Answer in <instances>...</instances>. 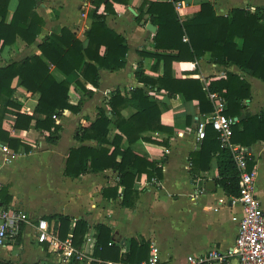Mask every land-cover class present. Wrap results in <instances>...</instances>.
<instances>
[{"label":"crops","instance_id":"1","mask_svg":"<svg viewBox=\"0 0 264 264\" xmlns=\"http://www.w3.org/2000/svg\"><path fill=\"white\" fill-rule=\"evenodd\" d=\"M91 1L36 0L35 13L44 22L39 35L31 45L17 38L11 46L0 49V68L31 56L40 57L38 45L46 37L59 35L63 28L86 43L85 34L93 23L89 16L93 9ZM17 2L9 1L5 19L7 25L11 21ZM150 3L172 4L180 22L191 19L205 3L213 4L218 16H228L233 9H246L250 12L260 9L264 15V0H181L176 3L173 0H122L112 3L114 13L106 16L105 24L126 41L128 52L124 59L125 66L117 72L100 69L97 87L84 83L79 74L65 77L50 67V72L57 81H66L69 84V104L76 107L81 102L78 113L66 111L57 116L58 123L55 124L60 130L53 134L57 137L53 143L46 140L49 133L35 129L34 121L27 129H16V114L32 116L39 95L28 93L20 85L19 79L14 78L10 89L13 91L12 101L19 109L5 107L8 113L2 121L1 130L21 146L14 150L7 143L0 141V207L18 208L34 219L35 224L37 219L47 221L53 216L68 218L71 227L76 221L82 220L87 223L88 231L81 246L76 248L85 253L81 260L74 259L63 263L60 259L62 254H54L48 245L36 243L31 228H25L13 246L1 249L0 252L11 254L25 250L36 258L31 260L30 264H127L94 258L97 232L95 227L101 224L111 230V241L120 244V256L128 253L129 240L132 238L138 242H148L149 246L155 244L160 257L172 264H185L187 256H199L213 249L225 252L234 245L237 224L232 218L240 216L241 209L237 205L231 207L226 203L218 206L217 212L213 211L219 198L226 201L229 199L216 183V158L210 162L208 171L193 176L190 173V156L200 149L194 135L196 124L202 119L198 102H186L182 95L169 97L165 91H158L152 86L144 87L136 79L139 64L142 65L146 77L158 79L163 73L161 62L150 56L142 57L140 53L169 56L177 54L175 51L155 48L154 35L157 26L149 21V15L144 14L141 23L136 21L141 13H145ZM98 13H103V6L99 8ZM148 24L155 27L154 33L146 29ZM182 41L186 43L187 38L184 36ZM237 44L240 45L241 41H237ZM103 52L102 49L101 53ZM227 73L242 76L251 86V99L245 102L246 113L257 114L264 109V83L248 74L240 73L235 66L223 67L213 64L209 53L194 62H173L171 67L173 79L199 81L206 92L210 82L225 79ZM77 82L91 91L92 95L89 97L84 94ZM137 88H143L149 99L158 105L161 124L171 132H146L141 135L140 141L130 147L135 154L155 162L161 168L162 178L148 181L146 176L142 175L137 179V195L133 207L126 208L121 204L122 188L117 189L116 199L110 197L112 193H109L108 197L103 196L104 190L117 185L118 176L114 171L87 173L78 178L66 177L64 171L70 149L86 145L76 141L77 130L87 127L95 120L98 109L108 110L107 103L112 94L119 92L121 97L125 98ZM8 101L3 97L0 108ZM133 113L134 110L129 107L123 110L121 115L128 119ZM110 119L114 122V119ZM116 135L119 133L111 125L108 140L113 141ZM127 148V143H124L122 150ZM247 151L249 160L255 164L253 169L257 173L259 168L263 174L254 188L264 210V143H257ZM26 180H31L43 189L39 190V195L43 197L44 205L34 206L27 195L22 194L20 188L23 187H20V184ZM209 183L214 184V189H206ZM196 193L198 196L194 197ZM164 219H178L192 225L193 249L186 257L177 249L176 244L169 242L160 231L158 224ZM47 222L50 230L57 229L58 225Z\"/></svg>","mask_w":264,"mask_h":264},{"label":"trees","instance_id":"2","mask_svg":"<svg viewBox=\"0 0 264 264\" xmlns=\"http://www.w3.org/2000/svg\"><path fill=\"white\" fill-rule=\"evenodd\" d=\"M10 0H0V49L11 46L20 38L27 45L35 42L39 35L43 19L35 13L36 0H17L16 9L10 23L5 24ZM122 0H92L93 9L90 12L92 25L85 34L86 43L77 39L76 35L66 28L59 35L46 37L38 49L41 56H31L20 62H13L0 68V103L3 97L9 101L0 108V141L7 143L14 150L21 146L11 140L7 133L1 130L2 121L6 115V106L15 109L19 107L12 101L13 91L10 84L14 78L30 94H38L39 100L32 116L16 114V129H27L32 121L35 129L49 133L48 142H55L60 127L55 124L53 116L62 112L78 113L81 102L76 107L69 104L70 86L66 81H57L50 72L55 68L63 76L69 77L76 73L82 81L97 87L99 70L105 69L117 72L124 68V59L128 52L126 41L105 24L107 15L114 13L112 3ZM181 0H173L174 3ZM103 6V13H98ZM150 16L149 21L157 26L154 44L157 50L177 52L176 56L149 55L162 63L163 73L158 79L146 77L142 65H138L136 79L144 87L152 86L158 91H165L169 97L182 95L186 102L196 100L201 115L213 112L208 99L209 93H218L226 100L225 116L238 119L232 126V142L245 149L264 143V109L257 114H251L240 120L246 113L245 102L251 99L250 84L238 74L227 73L225 79L209 83L207 92L199 81L177 80L171 75L173 62L201 59L206 53L211 55V62L218 66H235L242 74H248L264 83V15L260 9L250 12L246 9H233L228 16H218L214 5L205 3L191 19L179 21L172 4H148L145 13H141L136 21L141 23L143 15ZM187 42L183 43V37ZM237 41H241L238 45ZM103 49V53L101 50ZM77 85L87 96L88 91L80 82ZM108 110L98 109L97 116L87 127L77 130L75 139L82 145L70 149L64 174L69 178H78L87 173H100L106 170L114 171L118 176L117 185L104 190L103 196L112 199L118 197L117 189L122 188V206L132 208L136 198L135 182L142 175L148 181L162 178L161 168L155 162L135 154L131 146L141 140L146 132H171L161 124V112L158 105L151 101L143 88L133 90L128 97H121L119 92L112 94L107 103ZM131 107L134 113L125 119L121 112ZM114 119V122L110 119ZM113 125L119 135L113 141L108 140L110 126ZM150 141L147 139H143ZM128 148L122 150L123 144ZM26 148V147H25ZM216 158L218 178L217 186L228 198H239V172L234 164L230 151L221 149L218 134L207 126L205 138L200 143L198 152L190 156V173L198 175L209 170L210 162ZM248 170L255 164L248 160ZM49 223L58 225V238L64 241L71 235L73 247H80L88 225L78 220L71 227L68 218L53 216ZM94 258L114 263L139 264L149 258V243L129 240L128 253L120 256V244L113 243L112 233L106 225H97ZM111 244V245H110ZM32 264H41L40 262ZM94 264V263H93Z\"/></svg>","mask_w":264,"mask_h":264},{"label":"built area","instance_id":"3","mask_svg":"<svg viewBox=\"0 0 264 264\" xmlns=\"http://www.w3.org/2000/svg\"><path fill=\"white\" fill-rule=\"evenodd\" d=\"M207 96L213 112L208 116L202 115V119L197 122L194 134L196 143L200 144L204 140L206 127L210 126L218 134L220 148L231 152L239 172V198H229L227 201L219 198L213 211L217 212L218 206L227 203L231 207L239 206L241 215L232 218L237 224V236L230 249L225 252L213 249L199 256H187L185 264H264V210L255 195L256 170H248L247 149L232 142V126L235 120L224 114L226 100L218 93H209ZM52 119L58 123L56 116ZM195 196H198V193ZM25 228L34 231L36 243L48 245L54 254H62L60 259L63 263L74 259L81 260L85 254L84 251L73 247L71 235L64 241L59 240L58 231L50 230L46 220L37 219L35 224L34 219L18 208L0 207V249L13 246ZM149 251L148 260L139 264H172L160 257L155 244L149 246Z\"/></svg>","mask_w":264,"mask_h":264},{"label":"rangeland","instance_id":"4","mask_svg":"<svg viewBox=\"0 0 264 264\" xmlns=\"http://www.w3.org/2000/svg\"><path fill=\"white\" fill-rule=\"evenodd\" d=\"M257 177L255 183H258V179L263 177L261 174V170L257 169ZM22 194L27 195L28 200L34 206H38L39 204H45L43 201V197L39 195V190L42 188L37 186L31 180H26L25 182L20 184ZM38 187V188H37ZM255 187V185H254ZM43 190V189H42ZM182 222H185L182 224ZM189 222L181 221L178 219H164L158 224L160 231L163 232V235L169 242H174L179 251H181L184 256L191 252L193 249V241L194 230L191 229ZM36 259L30 254L26 253L25 250L20 252H12L10 253H2L0 252V264H30L31 260Z\"/></svg>","mask_w":264,"mask_h":264},{"label":"water","instance_id":"5","mask_svg":"<svg viewBox=\"0 0 264 264\" xmlns=\"http://www.w3.org/2000/svg\"><path fill=\"white\" fill-rule=\"evenodd\" d=\"M146 29H147L148 31H150L151 33H154L155 30H156L155 27L152 26L151 24H148V25L146 26ZM249 115H250V113H246L245 115H243V116L240 118V120L244 119L245 117H247V116H249ZM237 121H238V119H235V122H237ZM206 189H207V190H212V189H214V184H213V183H209V184L207 185Z\"/></svg>","mask_w":264,"mask_h":264},{"label":"flooded vegetation","instance_id":"6","mask_svg":"<svg viewBox=\"0 0 264 264\" xmlns=\"http://www.w3.org/2000/svg\"><path fill=\"white\" fill-rule=\"evenodd\" d=\"M0 251H1V249H0Z\"/></svg>","mask_w":264,"mask_h":264}]
</instances>
